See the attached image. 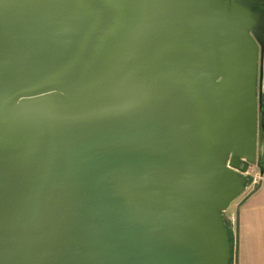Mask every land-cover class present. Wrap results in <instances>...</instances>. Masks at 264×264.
Here are the masks:
<instances>
[{"label":"water","instance_id":"1","mask_svg":"<svg viewBox=\"0 0 264 264\" xmlns=\"http://www.w3.org/2000/svg\"><path fill=\"white\" fill-rule=\"evenodd\" d=\"M263 159L264 0H0V264H229Z\"/></svg>","mask_w":264,"mask_h":264},{"label":"crops","instance_id":"2","mask_svg":"<svg viewBox=\"0 0 264 264\" xmlns=\"http://www.w3.org/2000/svg\"><path fill=\"white\" fill-rule=\"evenodd\" d=\"M232 233L231 264H264V171L258 185L228 209Z\"/></svg>","mask_w":264,"mask_h":264},{"label":"built area","instance_id":"3","mask_svg":"<svg viewBox=\"0 0 264 264\" xmlns=\"http://www.w3.org/2000/svg\"><path fill=\"white\" fill-rule=\"evenodd\" d=\"M253 166H255V172L256 173H254V174H252L251 175V178H250V180H249V182H248V184L246 185V189L249 187V184L251 185V186H256V185H258V183H259V181L261 180V178H262V174L260 173V171H259V169H258V167L256 166V165H252V167ZM251 167V166H250ZM249 171V170H248ZM247 174H248V172H247ZM255 188V187H254Z\"/></svg>","mask_w":264,"mask_h":264},{"label":"trees","instance_id":"4","mask_svg":"<svg viewBox=\"0 0 264 264\" xmlns=\"http://www.w3.org/2000/svg\"><path fill=\"white\" fill-rule=\"evenodd\" d=\"M258 166L262 169H264V159L261 160L259 163H258ZM225 223H226V226L228 227V232H229V237H230V243H231V246H232V242H233V238H232V233L230 231V226H229V222H228V219H225ZM231 250H232V247H231ZM231 254H232V251H231ZM231 264V259H230V263Z\"/></svg>","mask_w":264,"mask_h":264},{"label":"rangeland","instance_id":"5","mask_svg":"<svg viewBox=\"0 0 264 264\" xmlns=\"http://www.w3.org/2000/svg\"><path fill=\"white\" fill-rule=\"evenodd\" d=\"M254 173H256L255 172V166H251L250 168H249V171H248V174L246 173V175L249 177V180H250V178H251V175L252 174H254ZM250 183V182H249ZM255 186H251L250 184H249V187L246 189V191H251L253 188H254ZM229 209V208H228ZM227 212H228V210L224 213V217H225V219H226V216H227Z\"/></svg>","mask_w":264,"mask_h":264},{"label":"flooded vegetation","instance_id":"6","mask_svg":"<svg viewBox=\"0 0 264 264\" xmlns=\"http://www.w3.org/2000/svg\"><path fill=\"white\" fill-rule=\"evenodd\" d=\"M257 167H258V169H259V166L258 165H256Z\"/></svg>","mask_w":264,"mask_h":264}]
</instances>
